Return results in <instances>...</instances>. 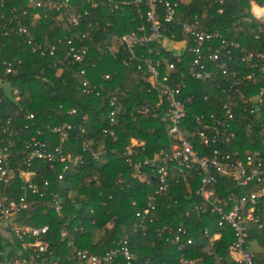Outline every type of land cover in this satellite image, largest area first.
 <instances>
[{
    "label": "trees",
    "instance_id": "16d2710c",
    "mask_svg": "<svg viewBox=\"0 0 264 264\" xmlns=\"http://www.w3.org/2000/svg\"><path fill=\"white\" fill-rule=\"evenodd\" d=\"M72 2L81 13L86 11L84 22L75 28L66 25L64 19H58L59 14L54 9H48L44 17L40 9L31 7L27 0H0V14L5 13V20L12 19L11 26L21 25L32 38L28 42L29 35L26 33H21V36L0 34V77L5 68L4 62L10 61L16 68L15 75H7L6 81L2 80L6 87H2L0 94V126L15 129L13 134L0 129V139L8 145L9 164L16 169L24 168L22 158L26 150L22 140L31 135L39 140L50 137L53 142L57 141L54 133L43 128L46 125L71 123L84 128L85 134L94 139L92 151L84 150L80 141L68 143L70 151L82 155L84 164L79 166L77 172L71 169L62 180L57 179L59 164L50 167L41 163L38 164L40 169L33 167L37 175L30 180L38 185L44 195L40 196L29 189L28 206L15 214L17 222L49 225L51 253L47 254L46 261L75 264L66 246V239L60 236L62 230H67L68 239L72 238L77 247L95 253H102L113 242L126 240L133 253L129 263L122 255H118L102 264H180L183 260H194L195 264H239L228 257V246L233 240L231 227L219 226L217 215L201 212L194 206L199 201L196 193L199 179L196 174L185 180H171L167 194L158 195L154 192L156 183L151 171L146 168L144 172L147 176L144 177L134 174L123 154L130 138L144 141V148H139L140 156L171 150V141L160 117L151 115V111L147 117L143 115L144 105L155 99L156 95L147 92V83L134 75L119 57L114 58L107 49L113 33L120 35L129 32L138 23L145 22V7L137 15L135 9L129 6L112 11L106 0L98 4H94L96 0ZM251 2L264 7V0H183L175 18L186 21L190 20L191 13H197L201 28L219 30L226 40L238 43L246 51L264 53V23L251 12ZM81 30L90 31L88 56L83 63L67 62L64 36H71ZM173 31L178 44L185 35L179 30ZM38 44L55 45V55H42L40 50H34ZM159 49L174 60L170 52L172 50L162 45ZM184 51L188 61L190 54ZM121 56L124 54L121 53ZM177 65L179 67L181 64ZM234 65L244 69V65L239 62ZM82 68L86 70L90 83L103 84L100 95L85 94L79 89ZM105 74L109 75V79H104ZM186 81L192 87L183 94L210 92L208 101L197 99L196 102L219 116L224 115V104H228L234 112L244 107V99L257 93L256 86L239 87L238 91H222V85L216 87L207 84L206 88L200 81ZM262 84L264 78L259 81V85ZM116 86L126 93L123 98L124 110L120 113L122 120L114 129V137L103 136V128L108 127L109 95ZM13 90L18 92L17 99L11 95ZM197 109L192 106L193 111ZM262 109L256 112L242 110L239 115L235 113L234 120L230 121L235 137L233 147L241 156L258 148L256 141L260 137ZM29 114L33 117L29 118ZM96 151L101 152L102 161H96L93 157L92 152ZM44 179L48 180L47 186L43 185ZM27 183L28 180L16 172L10 182H0V196L18 199L23 193L21 186ZM225 188H229V192L238 191L230 179L221 176L217 190L225 193ZM150 196L156 198L152 216L157 219L145 221L146 230H143L135 212L148 205ZM54 197L62 207L60 211L54 209ZM78 221L85 224L84 230H73ZM166 225L184 226L192 243L181 244L167 239L164 230ZM255 231L260 249L255 250L254 259L264 263V226L258 228L255 225ZM214 233L219 234V237L210 241L209 236ZM253 235L249 232V239Z\"/></svg>",
    "mask_w": 264,
    "mask_h": 264
},
{
    "label": "built area",
    "instance_id": "2783aa9c",
    "mask_svg": "<svg viewBox=\"0 0 264 264\" xmlns=\"http://www.w3.org/2000/svg\"><path fill=\"white\" fill-rule=\"evenodd\" d=\"M27 1L31 7L40 9L44 17L48 9H54L59 14L58 19H64L69 27H78L85 20L86 11L81 13L77 10L72 0ZM96 1L94 4L104 0ZM106 2L112 11L129 6L135 9L137 15H140L142 7H145V22L138 23L129 32L120 35L113 33L107 49L114 58L119 57L124 66L147 83V92H153L156 95L155 99L149 100L144 105L143 115L147 117L151 111V115L159 116L171 141L170 152L160 151L152 156H140L139 148H144V141L130 138L123 151L128 165L132 167L134 174L141 177L147 176L144 170L149 169L155 177L154 192L158 195L167 194L171 180H185L196 174L199 179L196 190L199 201L195 202V208L201 212L217 215L219 226L229 225L232 229L233 240L228 246L229 259L239 264H264L254 259L255 250L250 247L247 229L248 222L254 223L258 228L264 226V84L259 85V81L264 78V53L246 51L238 43L226 40L219 30L201 28L197 13H191L190 20H176L175 16L183 0H106ZM250 10L260 22L264 23V7L251 2ZM5 18V13H1L0 34L8 36L13 33L21 36V33H26L29 35L24 27L21 25L13 27L10 25L13 20H5ZM173 30H179L185 35L180 42L182 51L176 46V33ZM89 36V30L64 36L67 44V62L83 63L86 60L89 52L87 44ZM31 41L32 38L29 35L28 42ZM160 45L172 50L170 52L174 60L160 51ZM33 49L40 50L42 55L52 56L56 53L55 45L38 44ZM184 50L190 54L188 61L184 57ZM121 53L124 56H121ZM101 56L100 54V58ZM236 62L243 64L245 70L235 67ZM177 64L181 65L178 67ZM4 65L5 68L0 77V94L2 87H6L4 83L6 76L16 73L12 62H4ZM80 75L79 89L85 94L100 95L104 89L103 84L90 83L84 68L80 70ZM218 76L221 77L218 78ZM103 77L109 79L108 74ZM186 80L200 81L205 87L207 84L216 87L222 85V91H238L239 87L256 86L257 93L253 97L244 99V107L234 112L228 104H224L222 106L225 110L224 115L219 116L213 111L205 110L196 102L197 99L208 101L210 92L183 94L186 89L192 87V84L188 85ZM218 80H221V83H218ZM17 94V90L11 91L15 99ZM125 96V91H121L118 86L110 93L108 127L103 128V136L114 137V129L122 120L120 113L124 110ZM1 100L0 97V102ZM230 103L237 104V102ZM192 106L198 108L197 111H193ZM260 108L263 109L259 124L260 137L256 141L258 148L241 156L240 152L233 147L235 137L230 121L234 120L235 113L239 115L246 109L256 112ZM32 117L33 115L29 114V118ZM43 128L54 133L57 141L53 142L50 137L39 140L34 135L23 139L22 144L26 150L22 158L24 168L16 169L9 164L8 145L0 139V182H10L16 172L20 177L23 176L28 180L27 184L21 186L23 193L18 199H9L6 195L0 196V240L2 242L0 264H64L58 260L46 261L47 254L51 253L48 239L49 225L19 224L15 214L27 208L29 189L39 193L40 196L44 195L38 185L30 180L37 175V171L33 169L34 166L40 169L38 164L41 163H46L50 167L59 164L60 171L57 179L62 180L71 169L77 172L79 166L84 164L82 155L70 151L68 143L80 141L84 150L92 151L94 139L85 134L84 128L71 123L46 125ZM0 129L10 134L15 131L14 128L6 125H1ZM92 154L96 161L101 160L100 151L92 152ZM221 176L230 179L238 191L229 192V188H225V193H220L217 186ZM43 185L47 186L48 180L44 179ZM54 200V209L60 211L62 207L59 201L55 197ZM149 200L146 207L135 212L140 219V225H143V230H146L143 224L145 221L153 222L157 219L156 216H152L156 208V198L150 196ZM84 228L85 224L78 221L73 230L82 231ZM164 230L167 239H173L181 244L192 243V238L188 236L187 229L182 225L176 227L166 225ZM206 234L208 235L209 232L206 231ZM60 236L66 239V246L69 248L70 257L76 261L75 264H102L118 255H122L129 263L133 258L126 240L113 242V245L102 253H95L77 247L72 238L68 239L67 230H62ZM218 237L219 234L214 233L209 236V240L212 241ZM180 264H195V261L183 260Z\"/></svg>",
    "mask_w": 264,
    "mask_h": 264
},
{
    "label": "crops",
    "instance_id": "0c3cea01",
    "mask_svg": "<svg viewBox=\"0 0 264 264\" xmlns=\"http://www.w3.org/2000/svg\"><path fill=\"white\" fill-rule=\"evenodd\" d=\"M103 159L101 158V160L100 161H102ZM247 229H248V233L249 232H251V235H253L254 233L256 234L257 233V231H255V224L254 223H252V222H248L247 223ZM255 234L250 238V247L252 248V249H254V250H258L257 248H259L258 247V245H257V241H256V239H255ZM97 238H99V237H95V239H97ZM260 249V248H259Z\"/></svg>",
    "mask_w": 264,
    "mask_h": 264
},
{
    "label": "rangeland",
    "instance_id": "374dc122",
    "mask_svg": "<svg viewBox=\"0 0 264 264\" xmlns=\"http://www.w3.org/2000/svg\"><path fill=\"white\" fill-rule=\"evenodd\" d=\"M254 16H255V15H254ZM255 17H257V16H255ZM168 44H169V43H168ZM169 45H170V44H169ZM170 46H171V45H170ZM176 46H178V47L180 48L182 45H181V43H178ZM180 50L182 51L181 48H180ZM180 50H178V49L176 50V49H175V51H180ZM110 225H111V224H108V226H110ZM98 236H99V235H98Z\"/></svg>",
    "mask_w": 264,
    "mask_h": 264
}]
</instances>
